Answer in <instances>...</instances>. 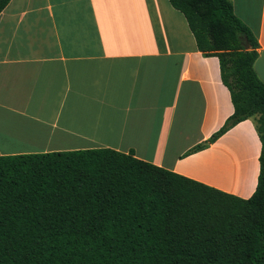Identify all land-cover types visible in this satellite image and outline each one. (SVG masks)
<instances>
[{
	"label": "crops",
	"instance_id": "crops-1",
	"mask_svg": "<svg viewBox=\"0 0 264 264\" xmlns=\"http://www.w3.org/2000/svg\"><path fill=\"white\" fill-rule=\"evenodd\" d=\"M257 38L264 82V0H231ZM233 112L169 0H9L0 12V155L107 147L241 198L255 190L253 118L187 152Z\"/></svg>",
	"mask_w": 264,
	"mask_h": 264
},
{
	"label": "trees",
	"instance_id": "trees-1",
	"mask_svg": "<svg viewBox=\"0 0 264 264\" xmlns=\"http://www.w3.org/2000/svg\"><path fill=\"white\" fill-rule=\"evenodd\" d=\"M9 0H0V12ZM216 56L233 112L187 154L253 118L247 198L107 147L0 155V264H264V82L231 0H169ZM245 37L249 47H244Z\"/></svg>",
	"mask_w": 264,
	"mask_h": 264
},
{
	"label": "water",
	"instance_id": "water-1",
	"mask_svg": "<svg viewBox=\"0 0 264 264\" xmlns=\"http://www.w3.org/2000/svg\"><path fill=\"white\" fill-rule=\"evenodd\" d=\"M245 44H244V47L247 49L248 47H249V43H248V41H247V39H246V37H245Z\"/></svg>",
	"mask_w": 264,
	"mask_h": 264
}]
</instances>
